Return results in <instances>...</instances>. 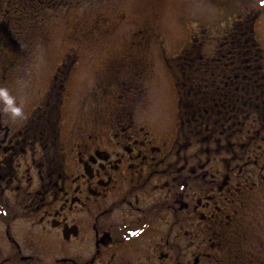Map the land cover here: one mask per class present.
<instances>
[{
    "label": "flooded vegetation",
    "instance_id": "af4514ba",
    "mask_svg": "<svg viewBox=\"0 0 264 264\" xmlns=\"http://www.w3.org/2000/svg\"><path fill=\"white\" fill-rule=\"evenodd\" d=\"M164 6L0 0V264H264V0Z\"/></svg>",
    "mask_w": 264,
    "mask_h": 264
},
{
    "label": "rangeland",
    "instance_id": "374dc122",
    "mask_svg": "<svg viewBox=\"0 0 264 264\" xmlns=\"http://www.w3.org/2000/svg\"><path fill=\"white\" fill-rule=\"evenodd\" d=\"M211 1L212 0H165V6L163 8L162 14L165 22L164 36L171 43L169 47H176V42L179 40V31L195 27L193 26V23L196 21H198L197 24L200 29L204 27L208 29L210 24H212V21L216 19L215 17L221 16L223 14L221 13L222 8H218V4L221 6L222 0H214L215 10L213 9ZM228 5H230V8H233L232 2L228 3L227 6ZM238 7H240L242 10L244 9V6L238 5ZM180 14H182L181 17L178 16ZM260 25V28L264 26V19L260 20ZM261 31L264 38V28ZM185 41L186 38L180 42L179 46L181 43L184 44ZM156 88L158 92H160L161 88L159 86H156ZM150 92L152 107H168V99L165 97V95H156L154 91Z\"/></svg>",
    "mask_w": 264,
    "mask_h": 264
},
{
    "label": "clouds",
    "instance_id": "9594fccd",
    "mask_svg": "<svg viewBox=\"0 0 264 264\" xmlns=\"http://www.w3.org/2000/svg\"><path fill=\"white\" fill-rule=\"evenodd\" d=\"M0 101H3V111L8 115L11 121L24 120L27 118L23 108L17 106L15 97L10 95L8 88L0 87Z\"/></svg>",
    "mask_w": 264,
    "mask_h": 264
}]
</instances>
